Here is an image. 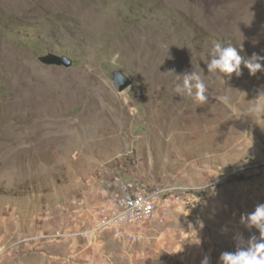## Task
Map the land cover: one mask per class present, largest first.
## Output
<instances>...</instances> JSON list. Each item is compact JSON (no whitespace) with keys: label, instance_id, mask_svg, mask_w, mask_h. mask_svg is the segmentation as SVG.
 Wrapping results in <instances>:
<instances>
[{"label":"rangeland","instance_id":"1","mask_svg":"<svg viewBox=\"0 0 264 264\" xmlns=\"http://www.w3.org/2000/svg\"><path fill=\"white\" fill-rule=\"evenodd\" d=\"M215 42L264 56V0H0V264H220L259 236L239 221L264 203V71L209 74ZM194 70L204 104L173 91ZM118 178L197 205L118 238L97 229Z\"/></svg>","mask_w":264,"mask_h":264},{"label":"clouds","instance_id":"2","mask_svg":"<svg viewBox=\"0 0 264 264\" xmlns=\"http://www.w3.org/2000/svg\"><path fill=\"white\" fill-rule=\"evenodd\" d=\"M209 57L206 62L209 74H223L230 78L231 74L235 73L239 77L242 74V63L250 75L264 71V56L253 53L251 57L244 59L230 43L224 45L215 42ZM175 78L173 91L177 96L189 97L199 104H204L208 100L207 86L199 72L194 70L175 75ZM248 112L253 116H264V90L260 91L257 99L249 104ZM239 222L248 231L256 229L259 236L251 235L246 239L242 233H237L234 236L236 250L221 253L220 264H264V203H259L253 211L242 214ZM194 243L199 245L200 241L195 239ZM201 264H210V257L205 255Z\"/></svg>","mask_w":264,"mask_h":264},{"label":"built area","instance_id":"3","mask_svg":"<svg viewBox=\"0 0 264 264\" xmlns=\"http://www.w3.org/2000/svg\"><path fill=\"white\" fill-rule=\"evenodd\" d=\"M195 190L181 186H145L118 178L117 190L98 211V230L111 231L118 238H135L130 229L151 221L166 208L192 209Z\"/></svg>","mask_w":264,"mask_h":264},{"label":"water","instance_id":"4","mask_svg":"<svg viewBox=\"0 0 264 264\" xmlns=\"http://www.w3.org/2000/svg\"><path fill=\"white\" fill-rule=\"evenodd\" d=\"M39 61L46 66H56L65 69H71L73 65L71 59L54 56L52 54L39 57ZM113 83L119 93L125 92L133 85L132 80L128 78L121 70L115 71L113 73Z\"/></svg>","mask_w":264,"mask_h":264},{"label":"bare ground","instance_id":"5","mask_svg":"<svg viewBox=\"0 0 264 264\" xmlns=\"http://www.w3.org/2000/svg\"><path fill=\"white\" fill-rule=\"evenodd\" d=\"M85 14H88V16L90 15V14L87 12V10H86ZM89 18H90V17H89ZM91 20H93V19H91Z\"/></svg>","mask_w":264,"mask_h":264},{"label":"crops","instance_id":"6","mask_svg":"<svg viewBox=\"0 0 264 264\" xmlns=\"http://www.w3.org/2000/svg\"><path fill=\"white\" fill-rule=\"evenodd\" d=\"M150 222V221H149ZM139 226V225H138ZM136 227V226H135Z\"/></svg>","mask_w":264,"mask_h":264}]
</instances>
